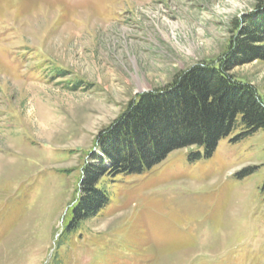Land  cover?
Instances as JSON below:
<instances>
[{
  "label": "rangeland",
  "instance_id": "1",
  "mask_svg": "<svg viewBox=\"0 0 264 264\" xmlns=\"http://www.w3.org/2000/svg\"><path fill=\"white\" fill-rule=\"evenodd\" d=\"M259 0H0V264H264V128L106 175L59 244L101 131L139 96L237 51ZM231 73L264 94V60Z\"/></svg>",
  "mask_w": 264,
  "mask_h": 264
},
{
  "label": "trees",
  "instance_id": "2",
  "mask_svg": "<svg viewBox=\"0 0 264 264\" xmlns=\"http://www.w3.org/2000/svg\"><path fill=\"white\" fill-rule=\"evenodd\" d=\"M253 16L233 19L242 37L237 51L183 71L164 87L137 99L97 136L94 161L83 167L77 199L69 208L59 244L109 203L106 176L140 174L183 147L204 146L211 154L239 117L248 132L264 128V94L231 73L236 65L264 60V0Z\"/></svg>",
  "mask_w": 264,
  "mask_h": 264
}]
</instances>
